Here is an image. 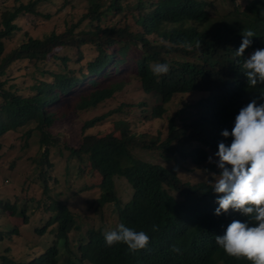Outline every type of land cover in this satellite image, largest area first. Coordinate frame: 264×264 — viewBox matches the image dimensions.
<instances>
[{
  "label": "trees",
  "instance_id": "trees-1",
  "mask_svg": "<svg viewBox=\"0 0 264 264\" xmlns=\"http://www.w3.org/2000/svg\"><path fill=\"white\" fill-rule=\"evenodd\" d=\"M8 1L0 0V151L2 139L10 133L24 130L29 138L34 131L39 132L40 148L44 149L38 160L39 174L49 175L51 181L52 171L47 168L55 138L48 131L55 116L50 108L60 99L76 98L77 110L96 108L133 78L146 94L160 99L151 112L146 102L137 105L142 115L153 118L158 126L164 116L171 115L168 108L175 100L180 99V106L168 118L165 135L158 130L148 137L133 132L127 120H120L113 124L117 134L100 137L86 131L107 115L86 122L80 144L63 145L69 153L63 185L70 182L71 163H78V168L84 165L80 175L94 178L87 187L100 189L96 203L101 209V225L95 221L97 208L94 212L87 210L84 217L72 212L66 204L68 197L53 201L44 177L40 179L45 184L41 198L48 196L46 203L24 196L17 197L16 202L21 198L28 205L47 204L46 224L34 232L39 237L53 234L52 246L25 259L2 253L0 264H244L228 258L222 248L216 249L214 239L223 235L233 220L250 218L231 210L217 216L219 205L212 183L213 174L221 172L215 155L218 144L232 142L231 136L221 135L222 131L231 132L240 109L253 99L258 105L264 104V84L249 85L242 67L251 53L264 49V0H246L245 5L230 0L232 8L214 14L209 8L220 0H88V10L78 23L43 38L28 37L11 52L6 50V41L21 31L20 17L37 15V8L45 2L14 0V5H9ZM246 30H252L255 36L238 57L241 33ZM86 47L95 55L83 64ZM75 50L78 58L73 62L70 52ZM130 52L135 57L132 66ZM19 62L31 64L42 76L28 96L20 95L16 86L2 80ZM49 62L57 63L60 70L40 71L41 65ZM155 63L168 64L169 72L155 75L150 68ZM98 75L106 76L110 86L100 89L94 79L88 85L90 89L81 88L89 77ZM128 107L122 104L117 113L128 117ZM138 151L153 154L157 161L136 157L134 152ZM210 156L212 163L208 162ZM186 166L209 179L185 181L181 175L182 169L189 172ZM36 177L37 172L33 180ZM116 180L129 186V200L120 197ZM4 209L28 223L26 205L7 203ZM87 216L95 222L84 227ZM121 223L146 232L151 237L148 248L133 253L123 243L109 247L105 233ZM153 225L158 231L152 230ZM6 229L0 231V241L7 243L18 237L15 226L8 224ZM70 235L76 238L74 242ZM174 245L181 253L172 251Z\"/></svg>",
  "mask_w": 264,
  "mask_h": 264
},
{
  "label": "rangeland",
  "instance_id": "rangeland-1",
  "mask_svg": "<svg viewBox=\"0 0 264 264\" xmlns=\"http://www.w3.org/2000/svg\"><path fill=\"white\" fill-rule=\"evenodd\" d=\"M28 0H24L27 2ZM241 5L246 4V0H234ZM44 5L37 8L38 14H25L18 20L19 26L22 28L11 40L6 41V50L11 52L17 48L28 37L43 38L50 33L63 32L67 26L76 24L80 21L82 16L86 14L89 6L88 0H43ZM230 0L216 1L213 8H209L212 14L216 11L220 13L227 12L232 5ZM9 5H14V0L7 2ZM49 17V18H46ZM73 62L77 60V50L70 52ZM84 60L83 64L91 60L95 52L92 48L86 47L83 49ZM130 65H133L134 55L129 53ZM55 70L59 71L57 63L49 62L48 64L41 65L40 71ZM38 70L31 64L26 62H19L12 66L7 71L6 75L2 77L3 81H6L9 85L17 87L18 93L23 96L30 95V88L37 83V80L42 79ZM129 72L126 68V74ZM96 82L98 88H106L110 86V81L106 76H92L81 85V88H89L91 80ZM128 81V80H127ZM62 98V97H61ZM74 97L62 98L55 102L51 109V112L55 116V122L49 129L48 133L55 138L54 147L50 151V166L51 175L53 180L50 181L49 175L39 174L41 167L39 166V159L44 149L40 148L39 141L41 134L34 131L29 138L26 137L24 130H18L17 132L6 135L2 141V149L0 151V231L7 230L6 226L10 224L15 226L18 230V237L14 240L0 241V254L5 253L14 256L19 259L31 258L32 253L38 252L41 254V250H46L52 246L54 242V235L47 233L43 237H39L35 234L36 227L45 226L46 217L49 216V212H46L47 204H24L23 200L16 202L17 197L24 196L29 200H42L47 202L48 196L42 197V190L45 188V184L42 183L43 178L48 181L49 192L48 195L53 201L64 200L68 197L66 204L72 209L73 213L86 217V211L94 212L97 208V200L100 196V189L95 187H87L90 184L88 181H93L94 178H90V175H80V170L84 168L81 165L78 168V163H71V179L63 185L64 173L66 168L64 163L69 153L63 150V145L75 146L80 144L82 128L84 124L90 120L99 118L103 115L107 117L98 123L94 128L88 129L86 134H96L100 137L109 133H116L114 123L120 120H127L130 124V128L133 132L139 134H146L148 137L154 136L158 133V130H162V134L165 135L167 127V120L170 116H173L179 106L180 99L168 108L171 115L163 117L164 122L161 125H157L155 120L150 116H143L141 109L137 105L141 102H146L149 106L147 110L151 112L153 105H158L160 99L156 95L146 94L141 85L131 78L126 82L122 91L116 93L114 97L107 100L97 106L96 108H90L87 110H77L78 101ZM122 104H128V117L122 113H117ZM49 111V109H48ZM32 127V126H31ZM117 134V133H116ZM62 151V152H61ZM62 154V155H60ZM134 155L138 158L148 160L150 162H156L157 159L154 155L147 152H134ZM158 164V163H153ZM165 165L164 163H161ZM43 168V167H42ZM189 172L186 169H182V177L185 181L195 182L201 180L207 181L209 177L206 174L200 173V171ZM230 168V167H229ZM186 171V172H185ZM37 172V177L33 180L34 173ZM191 172V173H190ZM194 173V174H193ZM204 176V177H203ZM42 181H41V180ZM97 184H98V179ZM117 188L121 192L120 197L126 201L131 198L129 186L123 180H116ZM28 186L30 187L27 192ZM65 202V201H63ZM12 203L18 204L19 207L27 206V214L29 216L28 223L22 218H16L12 211L4 209L5 204ZM98 210L96 219L97 224L100 222V208ZM88 217V216H87ZM88 221L84 222V227L93 225L91 216L88 217ZM78 220V222H80ZM13 222V223H12ZM52 228V227H51ZM10 230V229H9ZM72 241H75L74 235H70ZM9 248V249H8Z\"/></svg>",
  "mask_w": 264,
  "mask_h": 264
},
{
  "label": "clouds",
  "instance_id": "clouds-1",
  "mask_svg": "<svg viewBox=\"0 0 264 264\" xmlns=\"http://www.w3.org/2000/svg\"><path fill=\"white\" fill-rule=\"evenodd\" d=\"M241 35L242 43L236 51L238 57L243 56L252 44L251 38L255 33L246 30ZM242 67L249 85L264 84V49L251 53ZM150 68L157 76L166 75L170 70L166 63H155ZM221 135L225 138L231 136L232 142L230 145L220 142L215 153L217 167L221 169L219 175L213 174L212 189L217 194L216 203L219 205L215 214L219 216L231 210L250 220H233L223 235L215 237V248H222L228 258L234 257L244 264H264V104L258 105L253 99L240 109L231 132L225 129ZM208 162H213L211 156ZM152 230L158 231V226L153 225ZM105 242L109 247L126 244L135 253L147 249L151 237L121 223L116 230L105 233ZM216 249L214 251L217 252ZM172 251L181 253L175 245Z\"/></svg>",
  "mask_w": 264,
  "mask_h": 264
},
{
  "label": "bare ground",
  "instance_id": "bare-ground-1",
  "mask_svg": "<svg viewBox=\"0 0 264 264\" xmlns=\"http://www.w3.org/2000/svg\"><path fill=\"white\" fill-rule=\"evenodd\" d=\"M153 152V151H152ZM186 162V161H185ZM191 162V161H190ZM135 168V167H134ZM186 172V171H185ZM194 174V173H193ZM50 177V176H49ZM204 177V176H203ZM45 181V180H44Z\"/></svg>",
  "mask_w": 264,
  "mask_h": 264
}]
</instances>
